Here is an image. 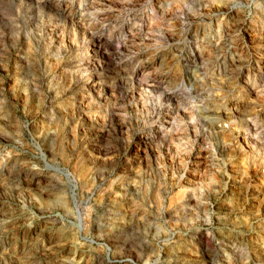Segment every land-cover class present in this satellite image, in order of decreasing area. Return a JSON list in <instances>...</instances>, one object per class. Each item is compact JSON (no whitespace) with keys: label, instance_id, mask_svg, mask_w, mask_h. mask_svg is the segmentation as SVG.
<instances>
[{"label":"rangeland","instance_id":"374dc122","mask_svg":"<svg viewBox=\"0 0 264 264\" xmlns=\"http://www.w3.org/2000/svg\"><path fill=\"white\" fill-rule=\"evenodd\" d=\"M0 264H264V0H0Z\"/></svg>","mask_w":264,"mask_h":264},{"label":"bare ground","instance_id":"6f19581e","mask_svg":"<svg viewBox=\"0 0 264 264\" xmlns=\"http://www.w3.org/2000/svg\"><path fill=\"white\" fill-rule=\"evenodd\" d=\"M66 176H68V175L66 174ZM78 216H79V213H78Z\"/></svg>","mask_w":264,"mask_h":264}]
</instances>
